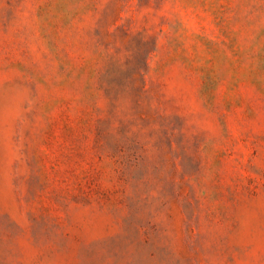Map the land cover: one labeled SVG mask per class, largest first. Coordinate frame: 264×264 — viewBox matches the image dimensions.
<instances>
[{
  "label": "rangeland",
  "instance_id": "374dc122",
  "mask_svg": "<svg viewBox=\"0 0 264 264\" xmlns=\"http://www.w3.org/2000/svg\"><path fill=\"white\" fill-rule=\"evenodd\" d=\"M0 264H264V0H0Z\"/></svg>",
  "mask_w": 264,
  "mask_h": 264
}]
</instances>
